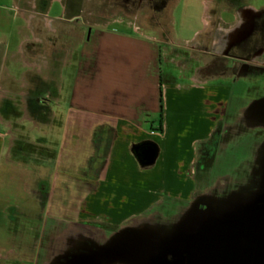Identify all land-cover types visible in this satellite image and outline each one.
<instances>
[{
    "label": "crops",
    "instance_id": "obj_1",
    "mask_svg": "<svg viewBox=\"0 0 264 264\" xmlns=\"http://www.w3.org/2000/svg\"><path fill=\"white\" fill-rule=\"evenodd\" d=\"M76 1L82 3L83 9L87 10L86 7L90 3L88 0ZM68 2L69 0H0V84L6 83L0 85V99L27 96L25 89L20 90L27 86V82L22 76L17 78L6 66L8 58L13 60L14 68L16 66L28 69L47 82L54 81L52 73L58 63L65 68L73 66L70 54L81 48V56L75 62L77 77L71 97L73 102L64 112L61 110L57 132L59 134H56L66 147L63 151L66 156L62 159L65 160V167L63 176L60 177L61 189L58 193L61 207L54 211L51 220H46L42 230L41 247L44 254H0V264H150L149 259H152L154 254L142 253L143 234L133 230L134 214L131 211L137 204L147 207L150 204L159 205L160 201L150 202V188L163 181L166 176L172 180L181 164L174 135L176 128L169 118L175 111L172 109L169 114V108L164 103L165 88L160 72L162 57H168L167 61L181 64L178 60L181 53L169 46V36L162 35L166 32L161 28V18L168 19L170 23L171 17L160 16L156 26L142 23V26L145 25L142 27L138 24L140 16L133 5L134 0H129L125 1L130 19L126 24L111 15L103 17L100 11L96 16L84 15V22L86 18H103L108 19L107 21L102 24L99 21L92 26L90 33H87L86 28L82 33H75L74 28L64 21L76 17V14L70 13ZM94 3L102 6L104 1L94 0ZM261 9H264V6L245 4L242 12H238L228 21L229 26L215 30L211 39L206 33L205 19L204 30H195L193 37L191 36L193 45L187 46L191 54L189 52V57L186 58L195 60L199 66H195L187 78L190 85L184 95L185 99H188L190 104L197 99L204 102L208 84L215 83L210 89L216 91V97L222 91H234L240 86L237 98L239 101L246 100L247 103L240 106L230 126L237 134L264 132V97L262 99L258 86L260 73L255 69L264 66V50L255 51L250 58L244 59V69L235 79L221 76L215 71L213 74L207 69L211 70L208 65H211L213 56H222L237 42L246 38L251 39V44L255 42L252 12ZM16 18L25 23L24 29L27 33H21L22 27L15 30L20 39L16 43V49L8 54L9 47L15 46V43L10 39L5 42L1 36L4 35L5 21L12 24ZM112 24L124 25L125 29H110ZM11 30L10 27L9 31ZM126 31L135 35L126 34ZM55 35H59V45L53 40ZM191 39L184 41L187 43ZM24 42L31 45L28 53L22 49ZM53 45L56 46L55 50L57 48L64 52L54 65ZM33 46H42L48 53L33 56ZM10 82L18 84V90H14L9 85ZM250 91H255L256 95L254 99L248 100L244 96ZM4 92L9 95L4 96ZM49 97L59 98L58 93H50ZM80 99L86 100L82 101L85 104L83 107L78 106ZM209 99H213L211 91ZM40 112L53 115L47 108L40 109ZM19 121H30L33 124L32 129L38 126L26 109L23 110ZM0 125V178L6 180L4 176H10L7 182L13 184L12 177L16 166H23V172H27L30 167L27 165L26 168L24 165L29 164L30 159H26L20 152L16 160L6 157L7 136H15V133H18L22 141V151L26 145L39 146L46 151L50 147L47 142L36 143L34 138H24V130L14 128L13 124L2 119L1 114ZM31 128L29 129L32 130ZM143 142H152L157 147V158L150 166H140L133 152L134 147ZM263 145L258 148L248 168V179L260 176ZM261 178H264V173ZM189 192L191 193V189ZM50 194L51 197L54 195L53 189ZM50 203L51 198L50 201L45 200L44 208L51 210V206H48ZM166 206L169 207L170 204ZM20 212L21 208L14 203L3 204L0 208L2 232L6 228L18 227L19 222L29 228L32 226L30 223L26 225L28 218L23 217ZM86 220L105 227H117L114 231L117 235L125 229V241L139 244L138 250L134 253L116 254L112 244L97 254L95 251L86 253L82 248L70 253V240L74 236L85 239L87 235L85 227L90 228V225L86 224ZM174 221L169 224H174ZM154 224L160 226L158 223Z\"/></svg>",
    "mask_w": 264,
    "mask_h": 264
},
{
    "label": "rangeland",
    "instance_id": "obj_2",
    "mask_svg": "<svg viewBox=\"0 0 264 264\" xmlns=\"http://www.w3.org/2000/svg\"><path fill=\"white\" fill-rule=\"evenodd\" d=\"M102 1L103 17L111 15L124 24L130 20L127 14L128 5L124 0ZM243 3H251L256 7L264 6V0H244ZM56 6L55 4L54 7ZM136 10L140 16V25L147 23L156 26L160 16H170V23L168 19L161 18V28L166 32L162 35L169 36V46L181 53L178 59L180 65L167 61L168 57H162L160 67L161 82L165 88L164 103L169 108V114L172 109L175 111L169 118L176 128L174 135L181 164L172 180L166 176L163 181L150 188V202L160 201L159 205L150 204L147 207L137 204L131 211L134 214L133 230L143 234L142 253L154 254L153 258L149 259L150 264H258L259 256L264 258V178H261L264 173V145L261 148L260 176L256 175L251 179L247 177L248 168L258 148L264 144V132L237 134L230 128L240 106L247 103L246 100L239 101L237 98L240 86L234 91H222L216 97V91L210 89L215 83L208 84L206 102L197 99L190 104L184 97L190 85L187 78L191 70L199 66L198 62L186 56L189 57V52L191 54L187 46L193 45V32L197 29L204 30V4L201 0H175L162 15L160 10L152 11L145 2L139 4ZM107 20L86 18L85 26H88L87 23L94 26L99 21L102 24ZM19 27H22L21 33H27L24 29L25 23L19 18L13 19L12 24L5 21L4 35L1 38L5 42L10 39L15 43V46L9 47L8 54L16 49L20 37L15 30ZM109 28L118 31L125 29L124 25L118 24H112ZM126 34L133 33L126 31ZM58 37L59 35H55L53 40L59 45L61 40ZM74 38L75 41L76 36ZM186 39L191 40L185 43ZM22 45L24 52L28 53L30 43L24 42ZM33 48V56L48 53L42 46ZM52 54L54 65L64 52L56 48ZM80 54L81 48L70 54L73 66L65 68L61 67V63H58L57 67L54 66V81L47 82L28 69L16 66L14 68L13 60L8 58L6 61V66L17 78L22 76L26 80L27 86L20 90L25 89L27 96L0 99L2 119L13 124L14 128L23 129L26 133L23 134L24 138H34L36 143H49L50 149L46 151L39 146L26 145L22 151V141L18 133L6 138V157L16 160L20 152L26 159H30V163L24 165L26 168L29 165L30 169L23 172V166H16L12 177L13 184L7 182L10 176H4L6 180L0 178V208L7 202L18 205L22 210L20 214L28 218L26 225L30 223L32 226L29 228L19 222L18 227L6 228L3 232L0 228V254H44L41 247L44 223L51 220L54 211L61 207L58 193L61 189L60 177L63 176L65 167V160L62 159H65L66 154L63 151L66 147L56 134H59L57 132L61 110L64 112L73 102L71 97L77 77L75 62ZM255 69L260 73L258 86L263 99L264 66ZM207 71L214 74L212 68ZM0 85L6 83L2 82ZM9 85L18 90V84L10 82ZM210 91L213 95L211 100ZM50 93H58L59 98L49 97ZM8 95L4 92V96ZM255 95V91H250L244 97L251 100ZM82 101L84 100L80 99L77 102L79 107L85 105L86 100ZM45 108L50 109L53 115L41 114L40 109ZM25 109L38 125L33 129L30 121H19ZM243 181L245 184H239ZM52 189L54 195L51 197ZM36 190L38 193L35 194ZM50 198L51 203L48 206H51V210H47L44 208V201H50ZM167 204L170 206L167 207ZM172 221L175 223L169 224ZM86 224L90 225V228L85 227V239L74 236L69 243L70 253L82 248L86 253L95 251L97 254L112 244L116 254L134 253L138 250L139 244L125 241V229L117 235L114 233L117 227H105L87 220Z\"/></svg>",
    "mask_w": 264,
    "mask_h": 264
},
{
    "label": "flooded vegetation",
    "instance_id": "obj_3",
    "mask_svg": "<svg viewBox=\"0 0 264 264\" xmlns=\"http://www.w3.org/2000/svg\"><path fill=\"white\" fill-rule=\"evenodd\" d=\"M82 1V0H81ZM129 1V0H124ZM244 0H201L205 8L206 19V33L211 39L212 33L218 28H227L228 21L234 17L238 12H242L244 7ZM89 6L87 10L83 9V4L76 0H69L70 13L76 14V17L71 20L64 19L74 29L75 33L83 32L86 28L87 33H90L92 26L87 23L85 27L84 15L96 16L100 13L102 6L95 4L94 0H88ZM146 3L151 10H160V15L166 12L168 8L175 2V0H134V7L137 8L139 4ZM92 5V6H90ZM175 6V5H173ZM104 8V7H103ZM254 16L253 34L255 42L250 43L249 38L241 42H237L235 46L230 47L222 56H213L209 68L214 69L215 73L221 76H230L231 79L238 77L244 69V62L246 58H250L255 51L264 50V9L252 12ZM260 253V252H258Z\"/></svg>",
    "mask_w": 264,
    "mask_h": 264
},
{
    "label": "water",
    "instance_id": "obj_4",
    "mask_svg": "<svg viewBox=\"0 0 264 264\" xmlns=\"http://www.w3.org/2000/svg\"><path fill=\"white\" fill-rule=\"evenodd\" d=\"M133 152L140 166L152 165L155 162L158 153L156 145L153 144L152 142H143L135 146ZM260 231H261V227H260ZM259 257H260L259 259L260 261H258L259 262L258 264H264V258L262 259L261 255Z\"/></svg>",
    "mask_w": 264,
    "mask_h": 264
}]
</instances>
